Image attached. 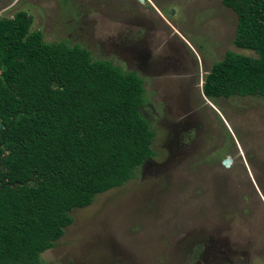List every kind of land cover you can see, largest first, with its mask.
<instances>
[{"label": "rangeland", "instance_id": "374dc122", "mask_svg": "<svg viewBox=\"0 0 264 264\" xmlns=\"http://www.w3.org/2000/svg\"><path fill=\"white\" fill-rule=\"evenodd\" d=\"M45 43L63 41L143 82L153 157L68 214L39 264H264V99H205L232 45L220 0H0Z\"/></svg>", "mask_w": 264, "mask_h": 264}, {"label": "trees", "instance_id": "16d2710c", "mask_svg": "<svg viewBox=\"0 0 264 264\" xmlns=\"http://www.w3.org/2000/svg\"><path fill=\"white\" fill-rule=\"evenodd\" d=\"M232 45L203 76L209 101L264 99V0H220ZM25 13L0 16V264H39L69 212L135 177L153 157L142 79L63 41L45 43Z\"/></svg>", "mask_w": 264, "mask_h": 264}]
</instances>
